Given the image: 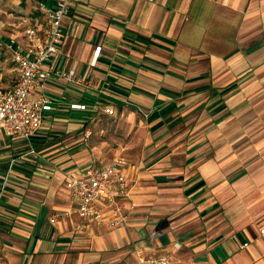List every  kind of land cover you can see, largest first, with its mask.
I'll use <instances>...</instances> for the list:
<instances>
[{
	"label": "crops",
	"instance_id": "crops-1",
	"mask_svg": "<svg viewBox=\"0 0 264 264\" xmlns=\"http://www.w3.org/2000/svg\"><path fill=\"white\" fill-rule=\"evenodd\" d=\"M62 29L48 65L74 81L46 82L50 104L28 142L0 135V259L139 264L140 250L179 264H264V0H71ZM10 40L25 36L1 39L12 62ZM12 64L1 88L16 81ZM105 109L148 127L150 156L135 176L124 160L128 222L112 231L83 228L65 187L112 163L79 143ZM67 137L78 139L69 149Z\"/></svg>",
	"mask_w": 264,
	"mask_h": 264
},
{
	"label": "built area",
	"instance_id": "built-area-1",
	"mask_svg": "<svg viewBox=\"0 0 264 264\" xmlns=\"http://www.w3.org/2000/svg\"><path fill=\"white\" fill-rule=\"evenodd\" d=\"M70 3L71 0H55L51 7L41 5L39 10L45 19L44 27H27L24 45L15 40L7 43L6 48L15 65L16 81L10 88L0 87L1 136L17 137L28 142L40 129L42 115L50 104L45 94L46 82L51 78L69 83L74 81L73 72H59L48 65L59 52L63 36L62 20L69 13ZM98 55L99 49L95 59ZM104 112L111 115L113 111L105 109ZM65 187L83 228L95 225L112 230L127 224L128 214L119 202L131 199L133 184L124 172L123 160H115L84 177L71 176ZM61 216L54 214L50 223ZM136 258L140 264H179L167 254L145 256L138 251ZM0 264L7 263L0 259Z\"/></svg>",
	"mask_w": 264,
	"mask_h": 264
},
{
	"label": "rangeland",
	"instance_id": "rangeland-1",
	"mask_svg": "<svg viewBox=\"0 0 264 264\" xmlns=\"http://www.w3.org/2000/svg\"><path fill=\"white\" fill-rule=\"evenodd\" d=\"M42 18L43 15L35 0H0V86L6 85L8 80H12L15 75L13 64L9 55L7 56L5 53L1 39L10 38L12 34L24 35L27 27L42 23ZM106 116H108L107 121L99 122L96 126L91 125L89 127L90 135L79 143L86 145L87 155L96 159L97 163L107 164L113 163L115 160L128 161L135 167V176L139 172L137 168L145 165L150 158L147 156L148 153H143L145 139L141 140L142 131L147 133L148 127L144 124L140 126L138 122H122L115 111L111 115L106 114ZM77 140V137H67L61 141L62 146L69 149L76 145ZM93 148L97 150L93 151ZM33 155L36 153L29 152L25 158ZM87 155L84 158H88ZM124 172L127 173L125 170ZM127 175L129 176V173ZM138 251L140 250L134 252L135 257ZM140 252L145 255L144 252ZM97 264L106 263L98 261Z\"/></svg>",
	"mask_w": 264,
	"mask_h": 264
}]
</instances>
